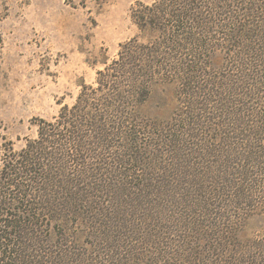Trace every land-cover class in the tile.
Instances as JSON below:
<instances>
[{"label":"trees","instance_id":"16d2710c","mask_svg":"<svg viewBox=\"0 0 264 264\" xmlns=\"http://www.w3.org/2000/svg\"><path fill=\"white\" fill-rule=\"evenodd\" d=\"M129 16L139 34L94 84L20 150L2 138L0 264H65L72 231L104 253L77 264H264V231L239 238L264 214V0ZM159 83L175 88L166 121L143 110Z\"/></svg>","mask_w":264,"mask_h":264},{"label":"rangeland","instance_id":"374dc122","mask_svg":"<svg viewBox=\"0 0 264 264\" xmlns=\"http://www.w3.org/2000/svg\"><path fill=\"white\" fill-rule=\"evenodd\" d=\"M152 1L0 0V144L6 138L20 150L37 135L35 119L52 120L63 105H72L80 84H94L97 71L116 57L120 43L139 34L129 16L131 7ZM224 64L219 57L215 69ZM176 105L174 85L159 83L143 110L149 120L166 121ZM263 231L264 214L252 217L239 238ZM71 233L65 264H77L75 258L82 254H104L98 253L102 245L96 234L75 238L77 232Z\"/></svg>","mask_w":264,"mask_h":264}]
</instances>
